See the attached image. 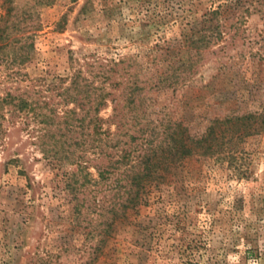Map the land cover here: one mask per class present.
<instances>
[{"label":"rangeland","instance_id":"rangeland-1","mask_svg":"<svg viewBox=\"0 0 264 264\" xmlns=\"http://www.w3.org/2000/svg\"><path fill=\"white\" fill-rule=\"evenodd\" d=\"M0 29V97L34 106L71 58H98L123 61L151 118L191 134L264 107V0H0ZM175 75L186 86L163 88ZM12 111L0 105V264H264V134L240 145L235 166L193 162L151 189L94 259L104 218L74 213L60 181L70 168L42 158L32 112Z\"/></svg>","mask_w":264,"mask_h":264},{"label":"trees","instance_id":"trees-1","mask_svg":"<svg viewBox=\"0 0 264 264\" xmlns=\"http://www.w3.org/2000/svg\"><path fill=\"white\" fill-rule=\"evenodd\" d=\"M218 11L210 14L216 16ZM4 34L0 29V40L7 39ZM2 45L0 52L7 46ZM123 64L71 58L70 73L49 86L55 95L37 91L34 106L8 93L0 97L1 106L13 108L11 114L32 112L38 128L34 144L42 158L58 171L70 168L62 172L60 181L74 213L86 210L104 218L94 259L113 223L146 206L151 189L174 183L177 171L193 162L214 159L235 166L240 145L264 134V107L260 112L216 117L201 134H191L181 120L153 119L143 84ZM184 80L175 75L157 84L177 92L186 86ZM107 109L110 114L104 117Z\"/></svg>","mask_w":264,"mask_h":264}]
</instances>
